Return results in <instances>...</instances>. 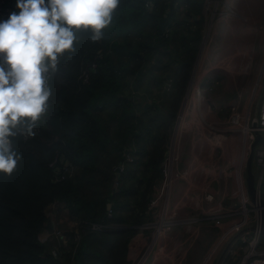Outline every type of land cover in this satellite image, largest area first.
Wrapping results in <instances>:
<instances>
[{
  "label": "trees",
  "instance_id": "1",
  "mask_svg": "<svg viewBox=\"0 0 264 264\" xmlns=\"http://www.w3.org/2000/svg\"><path fill=\"white\" fill-rule=\"evenodd\" d=\"M145 1L121 0L102 40L92 42L90 33L80 34L75 52L65 54L51 76L49 109L37 122L36 135L14 138L13 147L21 159L11 176L0 173V264H127V242L136 227L147 220L144 211L154 182L162 175L168 128L176 119L196 52L194 44L182 41L186 51L179 57L171 107L144 121V111L138 112V102L124 91L128 82L124 81L123 70L130 75L142 73L140 65L145 60L133 47L129 34H141L144 22L151 20L157 31L150 38L167 49L170 39L181 41L173 30L180 23L175 20L177 8L185 7L180 13L192 24L203 21L198 0H180L179 7H174L175 0H147L151 10L145 7ZM156 7L160 14L154 13ZM113 32L122 41L111 44ZM198 37L194 35L195 43ZM92 63L96 66L84 82L83 71ZM194 83L195 79L192 86ZM101 100L104 108L111 106L108 119L92 109ZM109 122L115 124L113 129ZM147 140L152 150L140 144ZM126 154L135 157L130 162ZM59 156L72 165L70 178L55 177L50 163ZM119 165L122 169L117 171ZM54 201L63 203L69 217L80 224L126 228L119 232L83 230L78 241L71 232L66 248L54 258L38 239L45 209ZM108 203L111 217L107 215Z\"/></svg>",
  "mask_w": 264,
  "mask_h": 264
},
{
  "label": "rangeland",
  "instance_id": "2",
  "mask_svg": "<svg viewBox=\"0 0 264 264\" xmlns=\"http://www.w3.org/2000/svg\"><path fill=\"white\" fill-rule=\"evenodd\" d=\"M217 1L219 0L211 1V4L207 8V0H198L199 7H201L200 13L203 16V21L200 25L192 24L190 18L180 13L181 9L185 8L184 6L177 8L175 20H179L180 23H177L176 28L173 27V30H176V34L181 41L178 38L174 40L170 39L168 44L171 43V46L167 47V49L159 46V42L156 39L152 40L150 38H153L154 33L157 31V27L153 26L154 22L151 20L144 22L141 34L136 32L129 34V38L133 41V47L139 51V54L145 60L140 65V69H144L142 73L130 75L127 74L126 69L123 70L124 81L128 82L127 87L125 84L126 88L124 91L126 92L125 94L134 97L138 102L140 107L137 108L140 110L137 108L136 110L138 112L144 111L142 114L144 121H148L150 117L159 116L160 110L165 112L164 110L171 107V101L174 99L176 89L173 85V80L179 67V57H183L186 51H184V48L182 49V41L186 39L189 43L195 45V59L199 49L202 51L205 45L199 59L198 73H195L196 68L194 70L195 63L191 71V76L192 73H195L197 77L194 76L196 85L194 90H191L190 83L192 79L189 80L179 109L176 112L174 124L168 128L169 134L165 151L172 142L173 134L177 128L178 117L184 107L183 102L190 91L195 94L196 106L189 105L187 108L183 121L186 128H188L187 124L193 123H199V125L203 126V117L209 120L213 118V121L216 119L224 121L223 118H229L231 106L235 105L238 101L244 117L246 113H253L255 105L264 96V10L262 11L263 21L260 25H256L252 19H246L241 13H236V15L231 13L227 7L220 4V1L218 4ZM239 1L236 0L237 6L240 3ZM146 2L148 1L146 0ZM148 9H152V4L151 8ZM160 12V10L157 12L154 9V13L160 14ZM210 20L211 27L209 31ZM207 34H209L208 37ZM194 35L199 36L196 43L193 41ZM205 39L206 41L204 42ZM116 41L119 42L122 39L116 37L114 41L111 40V44ZM109 52L112 53V51ZM234 62L237 63L233 64ZM129 63L131 64V61ZM197 89L200 91L199 95L196 94ZM202 92L204 93L202 94ZM205 92L208 94L207 97H203ZM144 103L151 104L152 106L144 108ZM209 106L211 110H209ZM154 107L157 108L155 109ZM110 109L111 106H108V108L98 115L104 119H108L109 115L107 113ZM213 123L217 127V130L227 128L226 125L220 127L217 122ZM109 125L110 129H113V125L115 126L111 122H109ZM233 127L236 126L232 125L230 128ZM238 128L241 127L239 126ZM154 135H156V142H159V133L157 134L155 131ZM180 135V139L185 142V149L188 152L191 133H184L183 130V132H180ZM262 137L261 144L264 146V133ZM143 143L147 150L153 149L149 140L140 142V144ZM186 150L184 151V156L187 154ZM130 156L132 160L135 157V155ZM253 171L256 175L258 169L253 166ZM159 179L160 177L155 180L152 191L158 187ZM260 195L264 198V186ZM248 208H250L249 205ZM126 214L129 215V213ZM121 215L124 214L121 213ZM66 221L67 218H63V222H60V225L64 227V222ZM136 232L137 230L130 237L134 236ZM253 237L254 233H249L246 235L245 241L253 240ZM225 243L220 245V250L217 253L223 249ZM245 244V242L243 244L240 242L239 245L244 246ZM257 248L264 250V227L261 229L259 238L257 239ZM217 257L211 261V264L215 263Z\"/></svg>",
  "mask_w": 264,
  "mask_h": 264
},
{
  "label": "built area",
  "instance_id": "3",
  "mask_svg": "<svg viewBox=\"0 0 264 264\" xmlns=\"http://www.w3.org/2000/svg\"><path fill=\"white\" fill-rule=\"evenodd\" d=\"M211 1L214 0H207V8L211 4ZM219 1L220 4L229 9V3H227L226 0ZM219 1H217L218 4ZM16 4L17 0H0V22L7 20L9 18V15L13 11H15L17 14L19 13L20 10L16 7ZM145 5L147 8H151V4L149 2H146ZM180 5V0L174 1V7H179ZM210 27L211 20L209 23V31ZM208 35L209 34H207V37ZM205 41L206 39L204 40V42ZM200 52L201 49H199L197 59H195L196 62H194V70L196 68V64L198 63ZM95 66V63H92L87 70L83 71L82 80L84 82L88 80L89 71L94 70ZM50 80L48 82L49 86ZM239 104L240 103L238 101L235 105L231 106V111L229 114V118L227 119V123L236 127L240 126L244 132L245 137L243 145L245 147V151L247 152L244 153L242 164H244L245 167V162L250 150V145L255 139V132L258 131L261 134V138L262 134L264 133V96L260 100L259 110L257 114L250 115V113H246V115H244L243 117L242 109L240 108ZM180 116L181 113L178 117L177 125ZM243 119H245L244 125H242ZM210 129L212 130L211 135H208L209 133L206 132L204 127H202L200 132L194 133L192 138V140L194 139V143L193 145L190 144V151L188 149L190 163L182 169H178V164L184 154V149L182 148L183 143L181 139L175 144L173 143V141L169 144L162 160V175L157 184L158 187L156 186L157 188H155V190L153 191L152 196L149 199V202L144 211L147 220L136 227V234L130 237L127 243V252L125 258L127 264H181L184 260L187 249L197 237L198 231L190 226L184 233L182 244L178 242L174 245H169L168 239L172 238V236L167 233L169 229L182 224L190 225L195 221L194 219L178 218L176 216V211L169 213V191L172 185L179 180H186V184L189 187H191L192 185H198V179L194 171L196 172L201 170V166L198 163L197 159L200 160L202 158H205V156H207L214 150V147L220 146L223 149L227 148L226 144L222 146L221 142H215V140H218L219 136H221L220 133L223 132L221 130H217V127L214 125V123L210 124ZM204 135H206L208 138H205ZM173 145L175 150H173ZM126 158L128 161H132L130 155L126 154ZM50 166L54 168V171L56 173L55 177H57V180L70 178L73 175L74 169L72 165L62 156L56 157L53 162L50 163ZM253 166L258 169L255 178L256 187L260 193L262 187L264 186V147L256 145V147L254 148ZM118 169L121 170L122 166H120ZM201 200L202 203L199 201L194 202L193 199H190V201L194 202V208H198L200 205L207 204V207L210 206V208L215 211L213 216L209 215V219L218 221L219 219L226 218L228 220L226 224L228 226L223 230V235L220 239L221 241L230 239L233 235L237 234V236L241 237V243H246L244 246L238 244V248L237 246L232 248V244H230L225 252V257L223 258L224 260L222 264H264V250H259L257 248V239L259 238L261 231L258 228L253 230L249 228L252 225L257 224L258 212L255 206H253V204L248 199L246 192L243 193L240 197L239 204L237 205L238 207L236 208L227 206L223 207L222 205L217 207L219 202L221 203V199L207 190H204L201 194ZM249 204L252 205L250 208H248ZM63 208L66 209L65 206ZM107 215L111 217V207L107 208ZM70 220L74 237L77 241L80 239L81 232H83V230L118 231L125 228L124 226L116 224L105 225L91 222L80 224L78 223V221H74L73 219ZM250 231L254 233V239L252 238L253 240H249L246 242V235L249 234ZM60 234L61 230H59L57 227L53 228L50 231V235L53 238H58ZM49 252L54 258H59L62 253L59 245L49 250ZM227 257L229 258L227 259ZM209 262L210 256H207L204 258L202 264H209Z\"/></svg>",
  "mask_w": 264,
  "mask_h": 264
},
{
  "label": "clouds",
  "instance_id": "4",
  "mask_svg": "<svg viewBox=\"0 0 264 264\" xmlns=\"http://www.w3.org/2000/svg\"><path fill=\"white\" fill-rule=\"evenodd\" d=\"M121 0H17V14L0 22V173L11 176L17 136L33 137L48 112L49 80L82 32L98 42Z\"/></svg>",
  "mask_w": 264,
  "mask_h": 264
},
{
  "label": "crops",
  "instance_id": "5",
  "mask_svg": "<svg viewBox=\"0 0 264 264\" xmlns=\"http://www.w3.org/2000/svg\"><path fill=\"white\" fill-rule=\"evenodd\" d=\"M226 1L227 3H229L228 6L231 13L235 15L236 13H241V15L243 14V17H245L246 19H252L253 23L256 25H260L263 21L262 11L264 10V0H240L238 6L236 5V0ZM156 11L159 12V7H156ZM111 36L113 38L112 41H114L116 32H113ZM203 93L204 92H202V94ZM196 94H200L199 89L196 90ZM204 96L207 97L208 94L205 92L203 97ZM259 102L260 100L255 105L253 113L250 112V115L257 114L259 110ZM103 103V100H101V102L95 103V106L97 108L95 106H92V109L100 114V112L106 109L103 107ZM209 110H211L210 106ZM227 119L228 118H223L224 121H222V119H216L213 121V118L209 120L203 117V126L199 125V123H193L187 124L188 128L184 127V133H191L188 145V149L190 151V144L193 145L194 143V139L192 140V138L195 132H200L202 127H204V129L208 131V135H211V123L217 122L220 127L226 125L227 128L221 130L223 133H220L221 136H219L218 140H215V142H221L222 146L226 144L227 148L223 149L220 146L214 147V150L207 156H205V158H202L200 160L197 159L198 163L201 166V170L196 172L194 171L198 179V185H192L191 187H189L186 184V180H179L176 181L170 188L168 197L169 213L176 211V216L178 218L194 219L195 221L190 225L182 224L169 229L167 233L172 236V238L168 239L169 245L171 246L178 242L182 244L184 233L190 226L198 231L197 237L187 249V253L185 254L184 260L181 264H202L204 258L207 256H210L209 264H211V261H213L216 256H218L217 259L220 257L226 244L234 236L233 235L230 239L221 241L220 239L223 235V230L228 226L226 225L228 220L226 218L219 219L218 221L209 219V215L213 216L215 211L211 209L210 206L207 207V204L200 205L198 207L199 209L193 207L194 202L199 201L202 203L201 194L204 190L213 193L221 199V203L219 202L217 207L222 205L223 207L227 206L233 208L238 207L237 205L239 204L240 197L243 193L246 192L244 164H242L244 153L246 152L243 145L245 137L244 132L241 128H238V126L230 128L232 125L227 123ZM244 124L245 119L242 120V125ZM204 136L205 138H208L206 135ZM180 138L181 135L178 136L177 141L180 140ZM262 138L257 146L259 145L264 147L261 144ZM182 143V148L185 151V142H183V140ZM186 153V156H184L183 154L182 159L178 164V169H182L185 166L189 165L190 157L187 150ZM190 199H193L194 202L190 201ZM62 205L63 203L54 201L45 209L46 218L42 229L38 233V239L46 245L48 250H51L57 245H59L60 250L64 247L66 248L68 234L73 232L72 224L70 223L71 218H68L69 213L67 209L63 208L64 205ZM249 206L251 207L252 205L249 204ZM65 217L67 218V221L64 222V227H62L60 225V222H63V218ZM55 227L61 230V234L58 238H53L50 235V231ZM119 231L121 230L112 232ZM250 233L252 232L250 231ZM240 242L241 237L237 236L234 242L231 243V247L233 248L237 246L238 244H240ZM223 243H225L223 249L217 253V251L220 250V245ZM224 257L225 256H223V258ZM228 258L229 257H227V259ZM223 260L224 259H222L220 264H222Z\"/></svg>",
  "mask_w": 264,
  "mask_h": 264
},
{
  "label": "water",
  "instance_id": "6",
  "mask_svg": "<svg viewBox=\"0 0 264 264\" xmlns=\"http://www.w3.org/2000/svg\"><path fill=\"white\" fill-rule=\"evenodd\" d=\"M196 59H197V57H196ZM195 62H196V60H195ZM192 76H193V73H192ZM192 76H190L189 80L192 79ZM148 106H152V105L148 104V103H144V108H147ZM253 125H255V124H253ZM260 139H261V134L258 131H256L255 132V139L250 145V150L248 152L247 159L245 162L244 178H245V184H246V194L248 196V199L253 204V206H255V208L259 214V219H258L257 224L252 225L249 228L252 230L258 228L261 231V229L264 227V198L260 195V193L256 187V178H255V174L253 171V151H254V148L256 147V145L259 143ZM117 171H119L118 168H117ZM110 207H111V204L108 203L107 208H110ZM236 237H237V234L234 235L228 241V243L226 244L222 254L220 255V257L216 260V262L214 264H220L221 263L227 248L229 247V245L233 242V240Z\"/></svg>",
  "mask_w": 264,
  "mask_h": 264
},
{
  "label": "bare ground",
  "instance_id": "7",
  "mask_svg": "<svg viewBox=\"0 0 264 264\" xmlns=\"http://www.w3.org/2000/svg\"><path fill=\"white\" fill-rule=\"evenodd\" d=\"M241 46V45H240ZM204 48H205V45H204V47H203V49H202V51H201V53H200V56H199V59H200V57H201V54L203 53V50H204ZM199 59H198V63H199ZM196 64V70H195V73H198V68H199V65L200 64ZM237 62H234L233 64H236ZM195 73L193 74V77H192V80H191V83H190V89L191 90H194V88H193V86L195 87V85H196V83H194L193 84V86H192V83H193V80L195 79V77H196V75H195ZM195 76V77H194ZM197 78V77H196ZM196 81V80H195ZM195 94L193 93V92H191L190 91V96L188 95L186 98H185V100H184V102H183V104H184V107L182 108V110H181V116H180V119H179V122H178V125H177V128L175 129V132H174V134H173V137H172V141H173V143L175 144L176 142H177V139H178V136L180 135V132H183V130H184V123H183V121H184V118H185V115H186V111H187V108L189 107V105H194V106H196L195 104ZM173 150H175V148H174V145H173Z\"/></svg>",
  "mask_w": 264,
  "mask_h": 264
}]
</instances>
